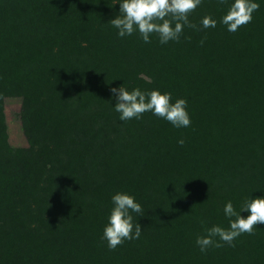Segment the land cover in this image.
I'll use <instances>...</instances> for the list:
<instances>
[{
	"label": "trees",
	"instance_id": "obj_1",
	"mask_svg": "<svg viewBox=\"0 0 264 264\" xmlns=\"http://www.w3.org/2000/svg\"><path fill=\"white\" fill-rule=\"evenodd\" d=\"M257 2L252 21L228 32L219 20L232 0H202L195 27L161 44L156 33L118 37L106 24L117 0H0V264H264V224L232 246L195 244L228 227L227 201L240 211L264 195ZM205 15L215 28L202 27ZM122 84L186 99L191 125L151 112L120 121L111 88ZM11 97L22 99L26 148L9 141ZM117 191L141 203L142 234L110 250L101 236Z\"/></svg>",
	"mask_w": 264,
	"mask_h": 264
},
{
	"label": "clouds",
	"instance_id": "obj_2",
	"mask_svg": "<svg viewBox=\"0 0 264 264\" xmlns=\"http://www.w3.org/2000/svg\"><path fill=\"white\" fill-rule=\"evenodd\" d=\"M201 2L202 0H117L119 13L106 24L116 29L120 38L138 32L145 43H150L151 34L156 33L159 42L167 44L169 41H178L185 26L195 27L189 21V14ZM259 7L257 0H232L219 23L228 32H236L242 25L252 21L253 12ZM217 23L211 15H205L200 20L204 29L215 28ZM111 93L115 100V106L112 107L119 114L120 121L133 118L139 120L144 113L151 112L153 116L168 121L177 129L191 125L187 100L178 98L173 103L170 92H161L158 88L142 91L139 87L129 90L122 84L111 88ZM177 143L183 145L185 140L179 138ZM142 212V205L134 195L117 191L111 196V207L101 236L110 250H115L126 240L140 239L142 228L137 221L134 222L133 213ZM244 212L248 213L246 217L241 215ZM223 213L228 218V227L213 224L205 229V234L196 237L195 244L201 253H206L210 247H222L223 244L232 246L236 238L245 233L251 234L254 226L264 224V195L246 198L240 211L229 200L223 206Z\"/></svg>",
	"mask_w": 264,
	"mask_h": 264
},
{
	"label": "rangeland",
	"instance_id": "obj_3",
	"mask_svg": "<svg viewBox=\"0 0 264 264\" xmlns=\"http://www.w3.org/2000/svg\"><path fill=\"white\" fill-rule=\"evenodd\" d=\"M4 108L11 145L16 148L28 147V140L22 124V99L18 97L7 98L4 101Z\"/></svg>",
	"mask_w": 264,
	"mask_h": 264
}]
</instances>
